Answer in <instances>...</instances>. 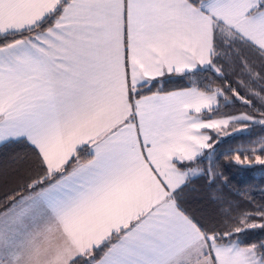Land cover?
<instances>
[{
	"label": "snow or ice",
	"instance_id": "obj_1",
	"mask_svg": "<svg viewBox=\"0 0 264 264\" xmlns=\"http://www.w3.org/2000/svg\"><path fill=\"white\" fill-rule=\"evenodd\" d=\"M232 98L252 111L227 113ZM249 123L264 125V0H0V148L39 173L0 200V264H264V239L245 242L264 205L224 230L184 207ZM250 151L264 166V139Z\"/></svg>",
	"mask_w": 264,
	"mask_h": 264
},
{
	"label": "trees",
	"instance_id": "obj_2",
	"mask_svg": "<svg viewBox=\"0 0 264 264\" xmlns=\"http://www.w3.org/2000/svg\"><path fill=\"white\" fill-rule=\"evenodd\" d=\"M226 72L231 86L238 87L239 70L233 71L231 67H226ZM185 84L187 81H181L177 77L173 78V82L169 83L167 88L172 90ZM240 91L244 93V89L241 88ZM232 99L233 106L224 110L227 113L252 111L240 101ZM262 139L264 125L251 123L247 128L241 127V130L221 137L220 142L214 146L215 153L211 165L207 160L201 165L204 168H215L217 173L215 183L210 185L205 179L198 180L186 193L184 207L203 223L224 230L231 228L242 213L264 205V166L254 163V156L250 151L253 146H258ZM235 151L249 155L253 162L249 166L237 165L234 159L229 161L224 158L225 153ZM38 174L31 155L22 146L0 148V200H3L6 193L22 189L30 178ZM212 195L216 196L215 201L210 199ZM3 210L0 206V211ZM255 219L259 220L258 217ZM241 236L244 237V234ZM261 239H264V230L256 229L247 234L245 242Z\"/></svg>",
	"mask_w": 264,
	"mask_h": 264
},
{
	"label": "rangeland",
	"instance_id": "obj_3",
	"mask_svg": "<svg viewBox=\"0 0 264 264\" xmlns=\"http://www.w3.org/2000/svg\"><path fill=\"white\" fill-rule=\"evenodd\" d=\"M236 126H237V128H236V129H237L236 132L239 131V130H241V127H242L241 125H236ZM229 131H230L231 133L233 132L232 129H230ZM214 135H215V134H214ZM228 136H229V135H228ZM221 137H226V136L221 135ZM221 137H220V138H221ZM246 165L249 166L250 164H246Z\"/></svg>",
	"mask_w": 264,
	"mask_h": 264
}]
</instances>
